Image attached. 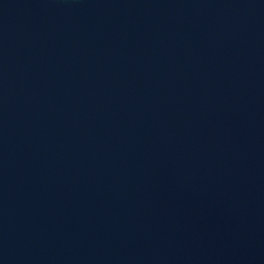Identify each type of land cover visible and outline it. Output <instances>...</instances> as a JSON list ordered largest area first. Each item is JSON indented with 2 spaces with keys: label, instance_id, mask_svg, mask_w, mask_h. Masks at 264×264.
<instances>
[{
  "label": "water",
  "instance_id": "obj_1",
  "mask_svg": "<svg viewBox=\"0 0 264 264\" xmlns=\"http://www.w3.org/2000/svg\"><path fill=\"white\" fill-rule=\"evenodd\" d=\"M0 264H264V0H0Z\"/></svg>",
  "mask_w": 264,
  "mask_h": 264
}]
</instances>
